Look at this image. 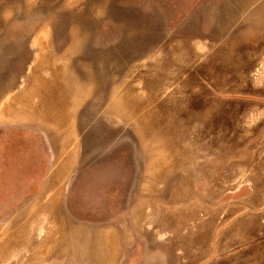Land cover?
Listing matches in <instances>:
<instances>
[{
    "label": "rangeland",
    "instance_id": "1",
    "mask_svg": "<svg viewBox=\"0 0 264 264\" xmlns=\"http://www.w3.org/2000/svg\"><path fill=\"white\" fill-rule=\"evenodd\" d=\"M0 264H264V0H0Z\"/></svg>",
    "mask_w": 264,
    "mask_h": 264
}]
</instances>
